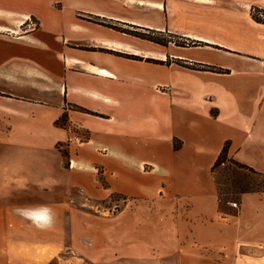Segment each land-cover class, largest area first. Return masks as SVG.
<instances>
[{"label":"crops","instance_id":"1","mask_svg":"<svg viewBox=\"0 0 264 264\" xmlns=\"http://www.w3.org/2000/svg\"><path fill=\"white\" fill-rule=\"evenodd\" d=\"M254 8L0 0V264H46L55 246L105 264H264V190L222 200L212 170L227 143L264 175ZM114 194L121 209L98 214Z\"/></svg>","mask_w":264,"mask_h":264},{"label":"rangeland","instance_id":"2","mask_svg":"<svg viewBox=\"0 0 264 264\" xmlns=\"http://www.w3.org/2000/svg\"><path fill=\"white\" fill-rule=\"evenodd\" d=\"M123 29L131 33L143 34L142 30L129 26L123 27ZM150 35L157 39L180 41L175 38H170L167 35ZM213 176L216 182L217 193L222 200H233L242 190L264 189V177L248 169L234 165L229 161V158L224 159L223 162L213 170ZM125 202L126 200H124L122 196L114 194L109 201L104 202L103 206H99L98 214L109 217L111 214L117 213ZM75 229L77 230V228ZM54 249V253H50L48 259L44 260L46 264H105V261L99 262L91 259H81V256L74 248H58V246H55ZM125 261L126 260L121 264H127ZM139 262L142 261L140 260ZM107 264L110 263L108 262Z\"/></svg>","mask_w":264,"mask_h":264},{"label":"trees","instance_id":"3","mask_svg":"<svg viewBox=\"0 0 264 264\" xmlns=\"http://www.w3.org/2000/svg\"><path fill=\"white\" fill-rule=\"evenodd\" d=\"M251 16H252V18L255 21L264 23V10L254 8L251 11ZM133 34L135 36H138V37H141V38H144V39H147V40H150V41H153V42L162 44V45H166V44H168L171 41L169 39L168 40L167 39H157L155 37H152L150 34H155V33L151 32V31H149V33H147V34L146 33H144V34H135V33H133ZM156 35H158V34H156ZM159 35H167L170 38H174L170 34H159ZM172 42H174L176 45H179V46L196 45V42H192L190 40H180L178 42L177 41H172ZM178 64L185 65L183 62H180V61H178ZM186 66L191 67V68H194V69L211 70V71H216V72H219L220 71L216 67L206 66V65L196 64V63H194V64H186ZM56 123H59V121H57ZM228 158H229V161L232 162L234 165H236L238 167H241V168L248 169V170H250V171H252V172L260 175L261 177H264L263 174H261L259 172H256L252 168H250V167H248V166H246L244 164L238 163L237 161L231 159L228 156V144L227 143H225L224 146L222 147V150H221L220 154L218 155V157L216 158V160H215V162H214V164L212 166V170H214L220 163H222L224 159H228ZM64 166H67V163L66 162H64ZM261 190H264V189L242 190L240 192H246V191H261Z\"/></svg>","mask_w":264,"mask_h":264},{"label":"built area","instance_id":"4","mask_svg":"<svg viewBox=\"0 0 264 264\" xmlns=\"http://www.w3.org/2000/svg\"><path fill=\"white\" fill-rule=\"evenodd\" d=\"M231 206L236 207V203L235 202H230Z\"/></svg>","mask_w":264,"mask_h":264}]
</instances>
